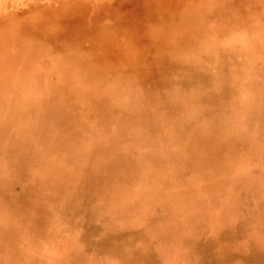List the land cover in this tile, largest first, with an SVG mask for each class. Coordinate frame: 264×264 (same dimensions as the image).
I'll use <instances>...</instances> for the list:
<instances>
[{
	"label": "rangeland",
	"instance_id": "rangeland-1",
	"mask_svg": "<svg viewBox=\"0 0 264 264\" xmlns=\"http://www.w3.org/2000/svg\"><path fill=\"white\" fill-rule=\"evenodd\" d=\"M144 1L0 0V16L9 11L21 9L20 11H24L26 15L33 14L40 18L43 27L54 26L59 29L61 26L62 31L66 30L67 27L73 31L83 27L90 30L100 22L102 17H106L108 20H112L116 15H126L127 17L126 21L129 22V31L132 36L129 35L131 37L128 38L127 42L129 50L126 48L123 50L124 58L120 56L119 53L122 48L120 47L118 51L116 42L115 44L107 42V40L102 39V36L97 39L96 36L89 39L83 38L84 43L80 49L91 53L96 62L99 63L98 69L101 66V69L104 70L98 77L101 83L100 86L93 83L82 87L80 96L69 100V104L71 106L74 104L76 109V103L79 102L80 108L76 114V110L73 109L71 112L64 113L63 119H58L60 120V129H68L75 124L79 128V137L82 136L84 140L100 141L99 134L101 133L106 136L101 138L116 137L118 140L121 139L123 143L125 138L137 132L134 125L125 123L117 113L119 109H123L127 105L124 99L131 98L130 91L124 88V85L120 83L121 81L116 80L119 73L118 69L125 70L127 67L124 59L129 60L128 68L133 72L141 69L139 66L148 67L150 72L155 71L158 67L166 66L168 70L164 73L165 75L172 73L179 79L190 78L193 79V82H209L210 88L207 93L219 95L226 104L225 108L233 112L240 110L238 100L243 99L248 85L253 80L256 81L259 77H264L261 75L264 73V52H261L264 51V44L262 43L264 41L256 40L258 41L256 43L254 35H251L250 40H254L255 43L252 41L249 43L239 36V32L233 29L235 27L230 28L231 26L226 25L224 21L222 22L223 19L232 16L234 12H238L244 7L251 8L256 0H242V3L246 4L242 8L236 5L238 2L241 4V0H162L169 5L164 9H158L152 2V10H149L150 15L146 14L148 17L150 16L151 21L146 15L138 16L139 9L143 10L141 4ZM177 2L182 10H174L173 3ZM260 2L264 6V0H260ZM161 10H164L163 15H175L169 18L172 20L167 22L168 25L162 27L157 23V19L161 18L159 17L161 14L158 13ZM18 23L16 22V25ZM107 25L108 22H105L104 26ZM54 27L52 28L54 29ZM3 38L4 32L0 31V40ZM80 42L82 41L80 40ZM130 44H132L131 47ZM91 45L93 46L90 47ZM244 48L246 51L241 53L240 50ZM258 50L260 53H257ZM42 60V63H46L43 66H47L49 59ZM51 77L53 79L50 80V85L55 84L53 87H56L60 80L53 74ZM226 79L231 82L230 87L222 85L221 82ZM182 82L183 80H180V83ZM199 86L200 88L196 89L197 87L191 83L188 88H185V97L191 101V105H195L196 99L201 97L200 94L203 92L200 89L205 91V88ZM114 96L120 97V99L114 100ZM89 97L94 99L89 100ZM60 101L61 97H56L53 105L59 104ZM137 101V98H132L130 105L138 106ZM12 103L19 106V113L22 114L24 110H28L31 114L29 117L27 116L25 121H19L16 117H12L5 123L6 127H1L8 133L4 134L0 140V160L7 161L9 159L15 163H10L7 171L1 173L3 179L0 176V264H184L178 259L184 258L185 255L191 256L190 259L193 262L205 258L208 261H213L214 264H230V260H236V258L241 259L239 264H247L248 262L242 261V259L247 256H254L258 260V264H264V250L260 244L245 245L246 251L242 252L232 250L227 242L231 238L227 241H224L225 238H223L222 228L225 226L224 222L221 221L224 220H220L218 214L213 210L205 209L201 202H196L192 195L186 193V188L181 187V184H178L180 186H178L176 200H179L180 204L185 205L187 209L185 210L182 206L183 210L179 209L178 212H172L169 207L163 210L162 216L167 218L169 222L167 224L174 226L172 228L174 230H170L171 232L168 234L176 237L181 234V230L183 232L191 231L190 227L194 223L193 218L197 216H202L203 220H207L201 231H192L186 235L183 245H179V247L171 244L166 245L155 236L157 233L153 235L152 224L134 222L137 214H134L135 209L131 206L135 204L140 194V188L143 190L152 188V183H150L152 180L145 182L143 187L129 188L126 193L117 192L109 195V200L116 201L119 208L127 207L125 210L128 212V217L117 219L111 210H107L103 215L111 216L109 221L106 222L104 216H100L105 227L93 228L91 220L83 210L77 208L73 197L72 200H68L70 196L66 197L65 194H63L65 198L57 196L59 194L54 190L55 186L51 179L54 163L70 161L75 158L71 162L73 168H82L84 164L78 161L75 156L69 158L63 151L51 158L48 163L44 162L43 159L41 160L40 155L47 152L48 149L47 147L41 149L42 136L38 134V126L41 125L42 121L33 120V118L42 109L34 106L32 102L22 96H18ZM9 108L10 106L4 111L0 110L1 115L4 113V118L1 119L5 120V114ZM193 108V106L188 109L163 107L161 110L157 105L148 106L142 113V117L144 119L152 118L154 125L145 134L143 133L144 136L141 137L140 142L134 144L136 140L132 144L130 143L126 147V152L137 155L139 152L154 150L165 151L166 154L170 155L173 150L179 148L180 143L185 142L188 133L182 138L180 137L179 140L176 139L177 143L171 137V133H164L163 128L168 127L170 131L183 130L188 125L187 123L195 119L191 117L193 114L189 115ZM250 108L248 107V109ZM101 114H104L108 121L101 127L102 131L98 133L94 126V120H96V116L102 120ZM256 121L257 119L251 121L252 123L249 125H256ZM36 122L40 124L38 125ZM233 122L236 123V120ZM238 122L242 121L238 120ZM196 128L197 126L192 124L189 127V132H195ZM225 130L226 128H224ZM148 134H151L148 137L150 140H145ZM53 136L50 135L49 138L53 139ZM8 143L15 144L16 149L11 153L12 159L9 158V152L5 147ZM94 149L96 148L88 147L85 149L79 146L77 153L81 152L88 155ZM246 151H248L247 146L241 144L239 152L232 157V163L229 164L238 169L240 164H244L248 160ZM262 153L264 154V147ZM152 160L156 159H150L149 166L156 174L167 178L190 181L191 187L200 188L198 192L200 195H208L213 191L209 188V183L214 178V168H208L206 172L202 173H191L188 170L189 162L186 157L179 160L167 157L165 164L158 162V160ZM104 170L113 178L114 184L125 182L126 176L120 172L119 168L113 167V170ZM245 172L252 176V179L264 173L263 166L254 163L248 166ZM119 176H123L120 181L116 179ZM84 177H87L85 180L89 182V177L87 175ZM240 188L235 181L228 182L221 187H216L214 194L238 192ZM253 191L256 192V189ZM45 197H48L47 201H44ZM246 201L248 200L246 199ZM260 201L264 202V196L260 200L256 198L258 205ZM98 202L104 204V201ZM41 203L45 204L46 209H50V213L51 210H54L48 221L46 217L45 219L42 218L43 213L39 208ZM188 206H192V210H188ZM147 213V210H142L138 214ZM180 215H184L186 218ZM243 216L246 217V215ZM41 220H43L42 224H45L39 232L37 231L39 226L37 223H40ZM218 220L219 227H215L214 230L211 229L210 225L217 223ZM113 224L116 226L112 228L111 225ZM254 229L249 230L248 234H252ZM84 233L87 235L78 244L76 237L81 238ZM201 239H204L205 242L203 243ZM35 241L41 247L40 252ZM262 241L260 240L261 245ZM261 249L263 254H258V250Z\"/></svg>",
	"mask_w": 264,
	"mask_h": 264
},
{
	"label": "bare ground",
	"instance_id": "bare-ground-1",
	"mask_svg": "<svg viewBox=\"0 0 264 264\" xmlns=\"http://www.w3.org/2000/svg\"><path fill=\"white\" fill-rule=\"evenodd\" d=\"M152 2L158 9H164L169 5L162 0H145L143 3L140 2L145 12L139 9L138 16L150 15L149 10H152ZM253 4L251 8L244 7L246 4L242 3L241 0V4L238 2L236 5L244 8L222 20L226 25L231 26L230 28L235 27L233 29L239 32V36L249 43L251 41L253 43H257L260 40L264 41V6L260 0L254 1ZM173 6L174 10H182L178 2L173 3ZM86 9L88 10V8ZM20 10L9 11L0 16V31L4 32V38L0 40V110L4 111L10 106L7 114H5V120L1 119L4 118V113L2 115L0 113V140H2L4 134L8 133L7 130L3 129L6 127L5 123L7 121L12 119V117H16L19 121H25L27 116L29 117L31 114L28 110H24L22 114L19 113V106L12 103L18 96H22L32 102L34 106L42 109L33 118V120L42 121L41 125L38 126V134L42 136L41 149L42 147H47L48 149L47 152L40 155V159L48 163L51 158L63 151L69 158L75 156L78 161L84 164L82 168H73L71 162L75 158L70 161L54 163L52 165L51 179L55 186L54 190L59 194L57 196L65 198L63 195L65 194L66 197L70 196L68 200H72L73 197L77 208L83 210L89 220H91L93 228L105 227L100 216L105 214L107 210H111L117 219L128 217V212L125 210L127 207L119 208L116 201L109 200V195L117 192L126 193L129 188L143 187L145 182L152 180L150 182L152 183V188L150 190L140 188V194L135 204L131 207L135 209L134 214H137L134 222L152 224L154 228L153 235L157 233L155 236L158 237L160 242L179 247V245L184 244L185 237L189 232L201 231L207 223V220H203L202 216H197L193 218L194 223L190 227L191 231L183 232L181 230V234L176 237L168 234V232H171L170 230H174L172 229L174 226L167 224L169 223L167 218L162 216L163 210L169 207L172 212H178L179 209H182V206L185 210L187 209L185 205L180 204L179 200H176L178 197V186H180L178 184H181V187L186 188V193L192 195L196 202H201L205 209L213 210L218 214L220 220H224L221 221L224 222L225 226L222 228L223 238H225L224 241L231 238L227 242L232 250L236 252L246 251L244 249L245 245L255 243L260 244L264 250V202L260 201L259 205L256 203V198L260 200L264 196H260L264 194V173L252 179V176L245 172L246 168L253 163L262 165L264 172V154L262 153L264 147V77H259L258 80H253L248 85L243 99L238 100L239 107H241L240 110L233 112L225 108L226 104H224L225 102L222 101L219 95L207 93L210 88L209 82L198 83L193 82V79L190 78L179 79L172 73L165 75L164 73L168 70L166 66L158 67L151 72L148 67L142 66V68L139 66L141 69L133 72L128 68L129 60L124 59L127 67L125 70L118 69L119 73L116 80L121 81L120 83L124 85V88L130 91L131 98L128 100L124 99L127 105L123 109H119L117 113L125 123L134 125L137 132L125 138L124 143L121 139H116V137L111 139L101 138L103 136L100 133L102 131L101 127L108 121L106 116L101 114L102 120L98 116L94 120V126L97 132L100 133V141L93 139L84 140L82 136L79 137V128L75 124L68 129H60L59 127V121L64 118V113L75 109L76 114L78 108H80L79 102L76 103V109L74 104L73 106L69 104V100L76 96L79 97L82 87L93 83L100 86L101 83L98 77L104 70L101 69V66L98 69L99 63L96 62L95 57L91 53L80 49V46L84 43L83 38L89 39L92 36L93 38L96 36L97 39L102 36V39L107 40V42L114 44L116 42L117 50L119 51L120 47L122 48L119 54L124 58L122 55L123 50L125 48L129 50L127 42L128 38L132 36L129 31V22L126 21L127 17L126 15H116L112 20L102 17L100 22L90 30L83 27L73 31L70 27H67L66 30L62 31L60 25L59 29L54 26H52L54 29L52 27H43L41 19L36 15H26L24 11ZM163 11L158 12L161 14L159 16L161 18L157 19V23L161 27L168 25L167 22L172 20L169 18L175 16L163 15ZM151 16L153 17V15ZM149 17L147 16V18ZM16 22L19 23L16 25ZM105 22H108L107 26H104ZM63 33L64 35H62ZM251 35H254L255 42L250 40ZM116 38L117 40H114ZM262 43L264 44V42ZM129 46L131 47L132 44ZM240 51L244 53L246 48ZM261 52L264 51L262 50ZM257 53H260V50ZM42 59H49L47 66H43L46 63H42ZM52 74L60 80L56 87H53L55 84L53 86L50 85V80L53 79L51 77ZM261 75L264 76V73H261ZM180 80H183V82L180 83ZM191 83L197 87L196 89L200 88L199 85L205 88V91L200 89L203 93L200 94V98L196 99L195 105H191V101L185 97V88H188ZM221 83L223 86L230 87L231 85V82L227 79ZM56 97H61V101L59 104L53 105ZM132 98H137L138 106L130 105L132 104ZM90 99L94 98L89 97ZM119 99L120 97L114 96V100ZM156 105L161 110H163V107L177 109L183 107L188 109L193 106L194 108L189 112V115L193 114L191 117L195 119L187 123L188 125L183 130L170 131L168 127L163 128L164 133H171V137L175 140H179L180 137L182 138L187 133L188 137L170 155L166 154L165 151L158 152L154 150L139 152L137 155L135 153L133 155L128 154L126 147L136 140L134 144L140 142L145 132L154 125V120L152 118L144 119L142 113L148 106ZM248 107L251 108L248 109ZM256 119L257 124L250 126L251 121ZM234 120H236V123L233 122ZM238 120L242 122L239 123ZM36 123L40 124L39 122ZM192 124L197 126V130L190 133L189 127ZM155 125H157L156 122ZM224 128H226L225 131ZM50 135H54V138H49ZM149 136L151 134L146 135L145 140H150ZM177 140L176 142L178 143ZM241 144L247 146L248 151H246V154H248V160L244 164H240L238 169H235L229 163H232V157L239 152ZM79 146L85 149L88 147L96 149L92 150L91 154L85 155L81 152L77 153ZM5 147L9 152V158L12 159L11 153L16 149L15 144L8 143ZM167 157L176 160L186 157L189 162L188 170L191 173H202L206 172L208 168H214V178L209 183V188L213 191L208 195H200L198 194L200 188L191 187L190 181H184L179 178H167L156 174L149 166V160L156 159L158 162L165 164ZM10 163H15V161H9V159L7 161L0 160V176L2 179L3 175L1 173L7 171ZM113 167L119 168L120 172L126 176L123 184H114L113 178L105 173L104 169L110 171L113 170ZM85 175L89 177V182H86L85 179L87 177H84ZM122 177L119 176L116 179L120 181L123 179ZM234 181L241 187L238 192L214 194L216 187H221L228 182ZM253 189H256V192ZM180 192L182 193L181 189ZM50 198L52 199L51 196ZM47 200L48 197H45L44 201ZM98 201H104V204ZM39 208L43 213L42 218L45 219L46 217L48 221L54 210H51L50 213V209H46L45 204L42 203ZM142 210H147L148 213L138 214ZM188 210H192V206H188ZM243 215H246V217ZM180 216L186 218L184 215ZM110 219L111 216H104L106 222ZM42 221L37 223L39 225L37 231L39 232L45 224L44 222L42 224ZM218 225H220L219 220L217 223L211 224L210 228L214 230L215 227H219ZM115 226L114 224L111 225L112 228ZM252 229H254L252 234H248V231ZM86 235L84 233L81 238L76 237L78 244L84 240ZM57 237L59 238L58 235ZM260 240H263L262 245ZM201 241L205 242L204 239H201ZM35 243L40 252V245L37 241ZM29 250L31 251V248ZM191 250L193 251V249ZM258 254H263L262 249L258 250ZM215 256L218 259L217 255ZM258 257L263 258L261 256ZM190 258L191 256L185 255L184 258H179L178 260L184 262V264H214L213 261H208L205 258L199 259L198 262H193ZM242 261L248 262L247 264H258V260L254 256L244 257ZM240 262L241 259L239 258L230 260V264H239Z\"/></svg>",
	"mask_w": 264,
	"mask_h": 264
}]
</instances>
